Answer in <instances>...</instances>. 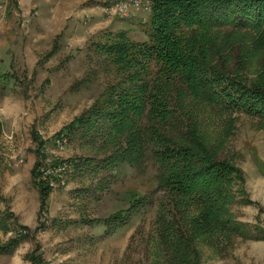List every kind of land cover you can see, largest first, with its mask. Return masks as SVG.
Returning <instances> with one entry per match:
<instances>
[{
	"label": "rangeland",
	"instance_id": "374dc122",
	"mask_svg": "<svg viewBox=\"0 0 264 264\" xmlns=\"http://www.w3.org/2000/svg\"><path fill=\"white\" fill-rule=\"evenodd\" d=\"M42 1H32L29 10H23L21 1L15 0L12 11L7 13L15 11L17 24L26 32L38 14L48 18L52 14L68 17L63 20L66 24L61 32L48 43L37 45L33 43L34 35L25 33L31 39L22 48L23 59L34 60L37 56L39 59L34 65L25 63L18 76L4 74L3 78L7 75L10 81H0V189L5 197V202H0V212L14 214L8 218V230L0 226V241L25 235L11 254H0V264H36V257H27L35 249L38 255H34L40 256L43 264H165L154 220L157 204L167 195L155 181L156 164L150 154L138 166L124 164L118 169L94 171L95 162H90L87 168L83 159L102 158L108 153L99 150L101 140L96 144L94 139L87 140L71 132L67 137L65 133L57 135L95 104L104 85L113 78L93 51L92 42H104L107 32L117 31L116 26L125 22L130 24L126 30L130 39L147 40L142 30L148 19L147 11L132 5L121 15L110 8L115 0H45L44 5ZM94 1L109 4L104 6L103 19L99 14L91 15ZM23 13L27 19L24 23L19 16ZM91 28L93 33H89ZM239 33L244 35L248 31ZM244 41L248 38L244 37ZM52 45L58 49L46 57ZM15 50L19 48L11 47L8 54L13 56ZM259 53L264 55V50L245 60L246 67L239 72L241 79L251 82L258 78ZM9 75L18 80H11ZM195 108L193 119L203 142L214 154L213 160L238 169L231 173L235 179L230 217L250 228L264 227L262 120L209 105ZM31 130L40 132V138L41 134L45 136L41 138L43 161L36 168L39 179L49 186L47 209L42 211L31 177L37 147L31 140ZM57 140L62 142L61 146ZM60 162L68 165L65 185L53 188L40 168H53ZM131 194L147 195L150 203L133 213L125 226L105 235L103 224L90 222L127 208ZM179 207L184 210L187 225L193 228L198 215L196 206L181 199ZM204 228L201 232L197 227L194 229L196 255L189 257V264H264V240L241 237L229 232L227 226L208 228L203 224Z\"/></svg>",
	"mask_w": 264,
	"mask_h": 264
},
{
	"label": "trees",
	"instance_id": "16d2710c",
	"mask_svg": "<svg viewBox=\"0 0 264 264\" xmlns=\"http://www.w3.org/2000/svg\"><path fill=\"white\" fill-rule=\"evenodd\" d=\"M147 15L142 26L145 41L136 42L126 31L117 30L107 32L104 42H92L93 51L113 78L95 104L57 135L67 137L71 132L94 139L96 144L101 140L99 150L108 153L83 159L87 168L95 162L94 171L138 166L150 154L156 164L155 181L167 195L157 204L154 220L165 264H189V257L196 255L194 229L205 231L203 224L227 226L241 237L264 240V227L250 228L230 217L235 179L231 173L238 169L213 160L193 119L195 107L209 105L256 116L264 125V55L259 53L256 80L241 79L239 73L246 59L264 50V0H152ZM241 30L248 33L241 35ZM57 49L52 45L45 56ZM32 138L37 144L32 175L42 211L47 209L49 190L36 172L44 157L43 141L34 131ZM181 199L196 206L193 228L179 207ZM128 201L124 210L90 222L103 224L109 235L150 203L147 195L131 194ZM11 216V212H0V226L7 229ZM23 237L0 241V254H11ZM36 252L27 257L43 264Z\"/></svg>",
	"mask_w": 264,
	"mask_h": 264
},
{
	"label": "crops",
	"instance_id": "0c3cea01",
	"mask_svg": "<svg viewBox=\"0 0 264 264\" xmlns=\"http://www.w3.org/2000/svg\"><path fill=\"white\" fill-rule=\"evenodd\" d=\"M21 4H20V8L23 10H29V6H30V2L34 1V2H38L39 0H20ZM110 0H108L107 2H109ZM98 2V1H97ZM100 2V1H99ZM46 2L45 0L42 1V5H44ZM94 1V7H93V13L91 11V15L94 14H99L101 15L103 13V11L105 10L104 6H108L109 4H107L106 2H100V3H96ZM13 2H10V8L8 9V12L13 9ZM7 12V13H8ZM15 13V11H14ZM13 13V14H14ZM12 13H9V15H7L6 17V23L1 24L0 23V81H7L9 80L7 78H3L4 74H15L16 76H18L19 72H23L24 70V65L26 63V66L28 64H36L37 60L39 59V56H37V58H35L34 56V60L30 57L25 58V60L23 59L24 56L22 55L23 53V49L24 47H27V43L30 42L31 39V35L30 37L28 36L29 34L34 35L33 38V43L37 44V45H42L43 43H48L50 41V38H53L54 35L59 34L61 32V30L63 29V26L66 24L65 21L63 23V20H65V18L68 17V15L66 16H62V15H56V14H52L50 16V18H48L47 16L43 15V14H38L37 17L33 20L32 25L30 27V29L27 28V31L24 30L22 25L17 24L18 22L16 21L19 20L18 17H14ZM75 16L77 17V15L75 14ZM96 16V15H95ZM75 17V18H76ZM92 17V16H91ZM101 18L103 19L104 17L101 15ZM112 21V20H110ZM128 27H130V24L128 22H125L123 24H121L120 26H116L115 30H127ZM101 28V27H100ZM73 29V27H72ZM93 29L91 28L89 31V33H93ZM25 33H29L28 35ZM27 36V37H26ZM145 41V40H142ZM15 46L17 48H19L18 50H15L16 52H14L13 56H11L10 54H8L9 49L11 47ZM23 48V49H22ZM22 49V51H21ZM26 50V49H25ZM30 52V50H29ZM30 54V53H29ZM12 67V68H11ZM10 71V73H8ZM12 73V74H11ZM8 76L11 80L17 81V77L13 75V77ZM10 81V80H9ZM3 86V85H2ZM36 132L35 130H31V140H33L32 138V133ZM38 133V135L40 136V132H36ZM41 138L45 139V136L41 134ZM35 142V141H34ZM36 143V142H35ZM36 150V149H35ZM35 154V160H34V164L36 162L37 159V155ZM34 167V165H33ZM33 169V168H32ZM31 177H32V181L37 189V194H38V207H39V203H40V199H39V191L36 185V181L34 180V177L32 175V171H31ZM38 180V179H37ZM0 194L3 197V201L5 202V197L1 192L0 189ZM4 255V254H2Z\"/></svg>",
	"mask_w": 264,
	"mask_h": 264
},
{
	"label": "built area",
	"instance_id": "2783aa9c",
	"mask_svg": "<svg viewBox=\"0 0 264 264\" xmlns=\"http://www.w3.org/2000/svg\"><path fill=\"white\" fill-rule=\"evenodd\" d=\"M11 1L14 2L15 0H0V21L3 22V24L6 23L5 21L7 17V12ZM132 5H136V9L140 7L141 9L146 10L148 14L152 5V0H115V4L113 6H110V8L114 9L115 11L118 10V13L122 15ZM19 16H21V21L23 23L27 22L24 13ZM57 144L61 146L62 142L57 140ZM67 168L68 165L65 162H60L56 166H53V168L48 169L42 167L40 168V171L42 173L43 178L48 180L49 185L53 188H57L58 186L65 185V174Z\"/></svg>",
	"mask_w": 264,
	"mask_h": 264
}]
</instances>
